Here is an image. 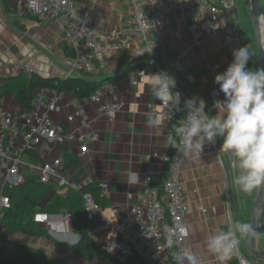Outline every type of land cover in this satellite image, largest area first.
<instances>
[{"label": "crops", "instance_id": "obj_1", "mask_svg": "<svg viewBox=\"0 0 264 264\" xmlns=\"http://www.w3.org/2000/svg\"><path fill=\"white\" fill-rule=\"evenodd\" d=\"M211 1L227 6L229 20L239 31V45L257 57L254 30L249 16L251 0ZM262 8L264 10V0ZM76 10L79 14H90L96 31V60L103 68L101 74L95 78L106 81L105 84H114V94L106 92L104 99L111 103L114 97H117L124 107L114 120L99 118L95 113L97 104L79 101L73 94L66 93L60 111L54 115L55 121L67 130L76 132L82 120L74 119L70 122L69 118L74 114L73 104L79 103L86 110L91 127L99 133L100 140L88 145L86 155H81L78 142L62 145L43 143L37 151L46 161L61 157L67 177L81 188L90 183L98 187L102 183H108V193L105 196L108 204L102 208L101 214L90 218L89 225L92 238L103 244L117 237L115 230H99L103 219H109L113 225L119 223L135 204L137 197L143 193L146 178L151 176L161 179L167 172L166 158L172 153L171 140L178 123L163 119L160 114L161 102L148 87L146 74L158 71H150L147 68L136 70L144 76L142 82H132L127 76L121 80L112 79L122 72L120 61L126 63L139 56V51L148 44L147 42L157 43L154 32L150 30L147 42L134 39L126 43L120 53L110 50V31L129 28L128 21L132 18L131 1L77 0ZM11 18L0 0V79L20 75L27 77L34 73L43 78L69 77L64 62L70 54L65 51V46L70 48L72 54L76 55L77 50L67 42L64 28L57 21L43 22L29 16L25 19L19 17L25 28L23 32L13 26ZM172 28L179 32V37H176L174 32L167 34L159 42L158 48L152 51L160 56L163 64L179 60L184 50L195 46L200 36H206L199 24L189 20L179 21L174 18ZM232 61L233 55L218 42L211 45L206 56L193 63H181V76L193 78L189 91L181 89L190 99L202 98L207 105L205 111L210 115L216 114L214 102L224 99L223 93L215 83V76L224 72ZM4 105L10 114L17 116L19 105L14 97L5 98ZM222 143V139H217L214 144H206L201 157L193 159L188 156L181 169V181L189 202L186 218L189 237L186 247L201 258L202 264H217L206 249L209 235L227 230L237 220L250 224L251 218H247V202L255 196V193H245L232 184V176L238 173V160L229 154L218 157L214 153L215 148L220 147ZM32 165L29 159L23 157L24 176H36ZM129 170L139 173L138 184H127ZM5 192L9 190L6 189ZM66 192L67 190L62 191ZM40 214L47 216V221L41 225L49 230L51 239L28 237L24 244L41 250L50 259H64L70 264H90L73 252L72 247L79 237L72 230L71 220H66L64 215L54 210H45ZM263 225L264 220L262 227ZM70 236H74L72 242L67 244L68 246L63 245L62 242ZM258 247L264 250V231H261ZM238 253L254 264H264L248 255L245 242L241 243L238 252L228 259L226 264H240ZM131 261L132 258H129L120 260L119 263L106 261V264H124Z\"/></svg>", "mask_w": 264, "mask_h": 264}, {"label": "built area", "instance_id": "obj_2", "mask_svg": "<svg viewBox=\"0 0 264 264\" xmlns=\"http://www.w3.org/2000/svg\"><path fill=\"white\" fill-rule=\"evenodd\" d=\"M19 17H31L39 21H57L65 30L67 42L77 50V54L65 60V71L68 76L86 73L98 76L103 66L96 60V31L91 23L89 13L79 14L76 10L77 0H8ZM132 3V18L128 21L127 30L110 31V50L120 53L126 43L137 39L147 42L148 33L152 30L157 43L148 44L139 51V55L152 54L159 46V42L167 34L174 32L179 37V32L172 28V20L191 21L200 25L206 33L205 37H199L195 46L188 47L181 58L170 63H164L159 72H167L176 79V88L181 96V102L190 99L181 88L189 91L193 82L191 76H181L182 61L195 62L206 56L211 45L221 42L232 54L234 49L241 48L239 45V31L236 25L230 22L227 6L213 3L211 0H130ZM233 55V54H232ZM133 59V58H132ZM182 60V61H181ZM151 63L156 64L154 58ZM127 77L132 82L144 81V76L137 71L130 72ZM106 92L114 94V84L107 83L85 100L97 104L96 116L114 120L122 112L124 104L117 97L113 102L104 99ZM66 96L64 92L56 90L39 89L36 92L34 110L27 115L18 118L10 114L5 108V99L0 103V210L10 208V199L6 189L23 181V152L30 149H38L43 143L62 145L78 142L81 155L88 153V145L98 142L100 135L91 127L87 112L79 103L73 104L74 114L69 121L81 119V125L76 132H72L58 124L54 115L61 109ZM161 115L165 121H171L177 106L170 110L166 104H161ZM185 110V109H184ZM186 112V110H185ZM185 119L178 123H186ZM172 153L166 158L167 179L163 185V193L153 185L151 176L146 178V185L128 211L117 223L104 218L99 230H115L117 237L102 244V250L106 254L118 259L127 260L137 255L145 264H185L177 256L180 248L186 247L189 231L186 223L189 211V202L181 181V169L188 156L183 154V146L175 133L171 140ZM221 147V146H220ZM216 147L214 153L220 157L228 154L224 149ZM234 165V161L232 162ZM33 170L43 185H53L58 188L82 189L72 182L66 175L61 157L46 161H40L32 165ZM108 183H102L100 189L102 196L108 193ZM85 210L89 218L101 214L94 198L85 195ZM133 198V197H131ZM66 220H71L69 215ZM35 221L42 224L47 221V216L38 214ZM177 224L185 226V231L179 233L176 246H167L168 233L165 227H174ZM240 264H254L237 254Z\"/></svg>", "mask_w": 264, "mask_h": 264}, {"label": "clouds", "instance_id": "obj_3", "mask_svg": "<svg viewBox=\"0 0 264 264\" xmlns=\"http://www.w3.org/2000/svg\"><path fill=\"white\" fill-rule=\"evenodd\" d=\"M34 4L35 0H31ZM233 61L227 69L215 76V83L224 99L216 100L215 115L205 111L206 102L199 97L184 101L186 123L176 128L183 154L193 159L200 158L206 144L222 139V149L238 160V173L232 176V184L245 193L264 187V67L252 70L248 67L250 51L241 47L233 50ZM148 87L161 104L170 110L179 106L181 96L176 88V79L167 72L146 74ZM172 113L170 110V118ZM155 123V121H153ZM140 182L139 173L127 172V184ZM168 233L167 246H176L179 233L185 226L177 224L165 227ZM251 224L237 220L227 230L214 232L206 240L207 252L217 264L226 261L238 252L242 242L255 238ZM185 264H202L201 258L190 248L177 251Z\"/></svg>", "mask_w": 264, "mask_h": 264}, {"label": "trees", "instance_id": "obj_4", "mask_svg": "<svg viewBox=\"0 0 264 264\" xmlns=\"http://www.w3.org/2000/svg\"><path fill=\"white\" fill-rule=\"evenodd\" d=\"M1 1L6 12L12 16L11 22L13 26L24 32L25 28L20 20L26 17L20 19L8 0ZM65 51L70 54V57L75 56V53H70L68 46H65ZM250 54L251 60L248 67L252 70L260 68L258 58L251 52ZM151 58L155 59L157 65L151 63ZM162 65V60L156 53L139 55L126 63L120 61L119 67L122 68V72L112 79L115 81L121 80L130 72L139 69L147 68L150 71L159 72ZM105 83L106 81L96 79L86 73L69 76L66 79L43 78L35 73L27 77L20 75L4 78L0 79V103L2 99L14 97L19 105L17 116L21 117L30 114L34 110L33 104L36 92L39 89L73 94L77 100L84 101L100 90ZM185 117L186 112L183 103L180 102V105L176 108L172 123H179ZM22 155L33 164L38 163L41 158L39 151L30 148L26 149ZM167 173L168 171L164 173L161 179L153 178V185L158 187L162 193L163 185L168 176ZM23 177V181L13 186L8 192L10 208L0 210V264H70L64 259H50L41 250L24 243L10 245V236L16 234L32 238L51 239L49 230L35 221L36 215L45 210H54L61 215H69L71 217L72 230L81 237L72 249L82 260L87 263L100 260L113 261V263L120 262V260L106 254L102 250V244L94 240L90 234V218L85 210L86 202L84 197L90 194L99 207H106L108 200L102 196L100 187L90 183L80 190L58 188L53 185L41 184L37 175H23ZM63 190H67V192L62 193ZM262 231H264V225ZM131 258V263L125 262L124 264H145L137 255H133Z\"/></svg>", "mask_w": 264, "mask_h": 264}, {"label": "water", "instance_id": "obj_5", "mask_svg": "<svg viewBox=\"0 0 264 264\" xmlns=\"http://www.w3.org/2000/svg\"><path fill=\"white\" fill-rule=\"evenodd\" d=\"M249 16L254 30L257 58L260 67H264V10L262 8V0H251V9L249 12ZM263 217L264 187H260L255 192L250 220V224L252 225L256 236L255 238L249 239L245 242L246 252L248 253V255L255 258L259 262H264V250H260L258 247V240L262 231ZM78 237L80 240L81 237Z\"/></svg>", "mask_w": 264, "mask_h": 264}, {"label": "rangeland", "instance_id": "obj_6", "mask_svg": "<svg viewBox=\"0 0 264 264\" xmlns=\"http://www.w3.org/2000/svg\"><path fill=\"white\" fill-rule=\"evenodd\" d=\"M236 166L238 167V161L236 162ZM238 171H239V169H238ZM22 175H23V173H22ZM255 192H256V190L252 191L251 193L254 194ZM253 200H254V197L252 198L251 201L249 200L247 202V218H248V220L251 218L252 209H253L252 208L253 207ZM73 239H74V236H70L66 241H64L62 243H63V245L68 246L67 244H70V242H72ZM27 240H28V237L24 236L22 234L12 235V236H10V245L13 246L14 244H17V243L23 244ZM111 262L113 263V261H111ZM90 264H106V261H101V262H97V263L95 262V263H90Z\"/></svg>", "mask_w": 264, "mask_h": 264}]
</instances>
